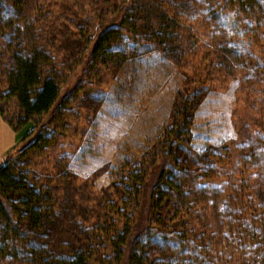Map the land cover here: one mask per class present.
<instances>
[{"label": "trees", "instance_id": "16d2710c", "mask_svg": "<svg viewBox=\"0 0 264 264\" xmlns=\"http://www.w3.org/2000/svg\"><path fill=\"white\" fill-rule=\"evenodd\" d=\"M154 52L185 74L169 120L97 188L67 167L69 122ZM233 79L239 139L193 148ZM0 115V264H264V0H0Z\"/></svg>", "mask_w": 264, "mask_h": 264}, {"label": "rangeland", "instance_id": "374dc122", "mask_svg": "<svg viewBox=\"0 0 264 264\" xmlns=\"http://www.w3.org/2000/svg\"><path fill=\"white\" fill-rule=\"evenodd\" d=\"M160 58V53L154 52L137 59V63L125 64L104 87L105 100L95 113L81 108L80 118L69 122L76 126L68 129L65 139V147L75 143L67 167L82 178L99 170L94 181L97 188L108 185L119 166L140 156L169 120L175 93L185 74L175 66H158ZM237 83L230 80L223 89L205 94L193 120V148L239 139L233 110L242 108V113L247 114L249 109L246 102L238 101ZM87 112L93 115L88 124L84 119ZM82 127L85 129L81 137L76 136V130Z\"/></svg>", "mask_w": 264, "mask_h": 264}, {"label": "crops", "instance_id": "0c3cea01", "mask_svg": "<svg viewBox=\"0 0 264 264\" xmlns=\"http://www.w3.org/2000/svg\"><path fill=\"white\" fill-rule=\"evenodd\" d=\"M158 66L167 67L174 66L171 63L164 60L162 57L159 60ZM16 135L12 128L2 119L0 115V162L2 161L4 154L15 144ZM203 148V147H202ZM199 148L197 150H200Z\"/></svg>", "mask_w": 264, "mask_h": 264}]
</instances>
